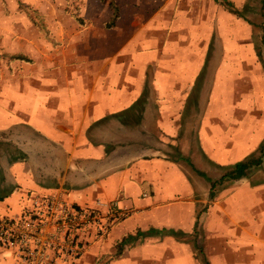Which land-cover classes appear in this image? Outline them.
I'll return each mask as SVG.
<instances>
[{"label": "crops", "instance_id": "1", "mask_svg": "<svg viewBox=\"0 0 264 264\" xmlns=\"http://www.w3.org/2000/svg\"><path fill=\"white\" fill-rule=\"evenodd\" d=\"M228 1L243 16L220 0H156L143 12L114 1L117 18L92 33L87 52L22 89L8 85L0 131L44 145H13L0 216L21 212L34 193L82 205L116 199L128 214L60 264H202L193 236L208 264H264V162L212 198L198 173L219 178L264 139L262 0ZM0 264H16L11 250L0 247Z\"/></svg>", "mask_w": 264, "mask_h": 264}, {"label": "rangeland", "instance_id": "2", "mask_svg": "<svg viewBox=\"0 0 264 264\" xmlns=\"http://www.w3.org/2000/svg\"><path fill=\"white\" fill-rule=\"evenodd\" d=\"M109 1L0 0V93L5 91L6 94L8 85L22 89L26 81L51 72L54 63L70 59L74 50L87 52L94 42L90 41L92 33L106 27ZM112 1L121 6L129 1L136 2L133 5L137 8L134 9L140 12L147 10V6L144 8L146 4L156 5V0ZM12 55H22L29 60L13 58ZM16 135L17 143L12 133L0 131V185L5 187L10 180L4 176V165L10 156L19 154V151H12L13 145L18 144L21 150L27 140L34 148L44 145L29 132H18ZM41 155L42 152L37 153V161H40Z\"/></svg>", "mask_w": 264, "mask_h": 264}, {"label": "built area", "instance_id": "3", "mask_svg": "<svg viewBox=\"0 0 264 264\" xmlns=\"http://www.w3.org/2000/svg\"><path fill=\"white\" fill-rule=\"evenodd\" d=\"M128 214L116 199L78 204L59 191L34 193L21 212L0 216V247L16 264H60L78 259Z\"/></svg>", "mask_w": 264, "mask_h": 264}, {"label": "trees", "instance_id": "4", "mask_svg": "<svg viewBox=\"0 0 264 264\" xmlns=\"http://www.w3.org/2000/svg\"><path fill=\"white\" fill-rule=\"evenodd\" d=\"M220 3L223 4L230 11L240 16H243L242 11L234 7L230 1L220 0ZM109 5L112 10V14L110 16V19L106 22V26L113 25L115 19L118 16V5L112 0L109 1ZM261 14L264 17V0L261 1ZM256 52H257L258 59L264 70V21L261 24V35L259 37ZM12 57L29 60L27 57H24L22 55H12ZM184 159L190 163V160L188 158H184ZM263 162H264V139L262 143L259 145L256 153L250 154L246 156L245 158L234 162L232 165H230L225 170V172L221 176H219V178L211 179L204 172L199 171V170H198V173H200L201 175H203L209 180L210 182L209 197L212 198L215 195V192L218 186L222 185L226 181L235 180V179H239L244 176H248V174L252 170L262 167ZM171 232L178 236L186 235V233L182 231H171ZM139 234H143V232H137L135 236ZM135 236L127 235L125 238L122 239V241L120 242V245L125 243L126 241H129L130 239H133ZM192 238H193L194 247L197 249V255L200 258L202 264H208V261L204 256L202 248L197 244L196 236H193ZM118 250H120V247H118Z\"/></svg>", "mask_w": 264, "mask_h": 264}]
</instances>
